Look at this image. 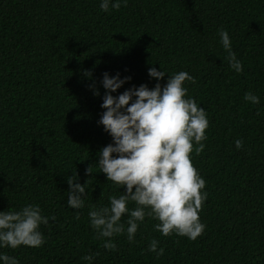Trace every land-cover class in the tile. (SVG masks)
<instances>
[{"label": "trees", "instance_id": "trees-1", "mask_svg": "<svg viewBox=\"0 0 264 264\" xmlns=\"http://www.w3.org/2000/svg\"><path fill=\"white\" fill-rule=\"evenodd\" d=\"M99 3L0 0V211L32 204L55 216L40 226L42 246L0 252L19 264H88L85 255L91 264H264V0H127L108 12ZM219 29L242 63L239 74ZM150 67L168 73L157 81ZM179 71L194 78L185 81L187 95L209 121L203 151L192 153L208 193L198 213L204 231L194 241L162 236L146 217L133 242L120 234L115 250H106L88 212L124 189L96 165L112 142L98 124L102 75L131 77L112 93L118 96L132 86H163ZM248 91L258 104L243 99ZM74 173L87 181L82 209L66 202ZM152 239L163 254L148 251Z\"/></svg>", "mask_w": 264, "mask_h": 264}, {"label": "clouds", "instance_id": "clouds-1", "mask_svg": "<svg viewBox=\"0 0 264 264\" xmlns=\"http://www.w3.org/2000/svg\"><path fill=\"white\" fill-rule=\"evenodd\" d=\"M122 4L126 6L127 0H100L99 7L108 12L110 7L118 10ZM218 36L222 48L229 51V67L241 73L243 66L231 52L228 32L219 29ZM166 73L156 67L148 69L149 77L157 81ZM130 80L131 77L105 72L100 81L106 91L98 124L112 142L99 150L96 165L108 182L124 190L122 194L109 196L106 206L91 207L89 225L97 238L103 240L106 250H115L112 238L120 234L126 233L127 240L133 242L146 217L157 221L154 229L162 236L175 234L194 241L205 228L198 213L208 193L203 191L206 181L193 166L192 153L199 155L203 151L209 127L206 110L187 95L184 86L185 81L195 83V80L187 72L179 71L169 73L163 86L158 82L150 89L141 84L118 96L112 95ZM94 95H99L98 89ZM243 99L251 104L260 102L251 91ZM234 143L237 149L243 146L240 139ZM91 168L87 172L92 173ZM77 180L75 173L67 178L66 202L72 209H82L86 196L87 181L80 184ZM129 204L134 207L129 208ZM125 215L127 219L122 222ZM75 218L79 219V214ZM49 219L55 220V216L42 215L39 205L0 211V249L42 246L44 237L39 229ZM148 251L163 254L155 239L150 241ZM81 259L91 264L93 256L85 255ZM0 264H19V261L0 252Z\"/></svg>", "mask_w": 264, "mask_h": 264}]
</instances>
